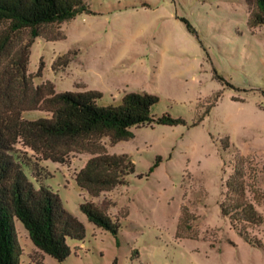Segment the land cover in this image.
<instances>
[{"label":"rangeland","instance_id":"rangeland-1","mask_svg":"<svg viewBox=\"0 0 264 264\" xmlns=\"http://www.w3.org/2000/svg\"><path fill=\"white\" fill-rule=\"evenodd\" d=\"M87 2L91 13L46 26L34 39L27 66L31 84L51 85L55 92L96 90L99 104L145 91L158 97L153 115L168 113L185 124L132 128V138L114 145L101 140L106 152L128 154L135 171L127 184L97 197L74 182L95 149L76 146L64 162H53L34 160L15 146L34 187L58 193L84 225V238L69 239L71 252L61 264H264V223L253 230L263 244L257 248L219 208L239 155L258 172L256 182L252 176L247 181L264 193V25L247 26L243 0ZM63 54L66 65L55 62ZM45 114L29 110L24 117ZM156 157L160 162L148 174ZM83 201L118 220L119 244L87 220L79 209ZM257 208L264 215V204ZM15 227L19 264H60L32 245L20 222Z\"/></svg>","mask_w":264,"mask_h":264},{"label":"trees","instance_id":"trees-1","mask_svg":"<svg viewBox=\"0 0 264 264\" xmlns=\"http://www.w3.org/2000/svg\"><path fill=\"white\" fill-rule=\"evenodd\" d=\"M243 1L247 26H263L264 0ZM91 12L87 0H0L1 80L6 77L5 85L0 84V264H19L17 222L38 251L60 264L70 255L69 239L82 240L85 231L83 223L63 206L58 193L43 184L34 187L24 169L28 165L16 153V145L31 152L34 160L53 162H64L76 146L95 149L74 175V182L90 197H97L127 184V176L135 171L128 154L106 152L101 140L106 138L114 145L132 138V128L185 124L184 119L168 113L153 115L152 106L158 97L145 91L127 92L118 102L99 104L101 92L96 90L55 92L51 85L31 84L27 74L29 50L34 39L42 36L43 28ZM182 21L188 31L194 32L188 21ZM19 34L26 38L20 39ZM57 61L66 65L68 55H58ZM9 89H14L15 94H10ZM213 105L192 125L199 123ZM29 110L46 114L27 119L24 112ZM159 160L156 157L148 174ZM247 163L250 160L242 155L235 159L219 208L245 242L261 248L262 241L253 230L264 223V215L257 208L264 204V193L255 184L257 170ZM249 176L255 179L254 183L247 181ZM79 209L89 222L110 232L119 244L117 219L112 221L110 215L90 201L79 203ZM112 264H116V259Z\"/></svg>","mask_w":264,"mask_h":264}]
</instances>
